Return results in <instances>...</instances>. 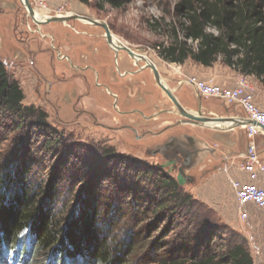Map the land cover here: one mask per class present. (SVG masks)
Segmentation results:
<instances>
[{
	"label": "rangeland",
	"instance_id": "1",
	"mask_svg": "<svg viewBox=\"0 0 264 264\" xmlns=\"http://www.w3.org/2000/svg\"><path fill=\"white\" fill-rule=\"evenodd\" d=\"M27 1L31 9L45 6L49 11L47 17L84 15L103 21L117 42L148 54L163 80L169 75L175 76L179 64L163 60L158 51L172 41V28L184 40L180 32L184 20L176 11L179 0H122L119 7L103 4V9L96 7L97 0H89L86 4L78 0ZM257 1L262 4L264 0ZM207 30L216 33L212 27ZM104 35L102 27L78 19L36 23L21 0H0V59L9 79L15 80L22 89L23 105L44 110L45 121L53 129L49 138L47 132L36 126L33 117H24L26 120L17 129L16 120L0 116V165L11 171L24 164L28 183L54 191L58 211L74 214L84 204L92 203L108 221L113 210V215H117L113 226L118 225L114 233L122 243L128 236L136 237L133 256L127 264H155L158 259L177 255L176 251L180 249L193 255L197 253L195 248L202 234L184 230L182 215L171 212L169 205L157 207L159 197L155 177L143 176L133 170L142 164L154 168L157 160L150 159L144 152L152 144L151 140L137 141L136 132L131 130L116 131L127 124L128 117L123 114L126 110L114 106L100 88H95L88 72L84 82L66 68L64 61L56 58V50L71 48L74 51L84 44L102 46ZM117 42L115 47L119 46ZM186 42L191 48L196 45L190 39ZM66 52L70 54L69 50ZM186 62L195 64L190 59ZM213 65L226 71L231 68L222 63L221 56ZM183 91L195 99L191 89L185 87ZM199 98L201 104L219 106L221 103L212 98ZM178 101L182 106L185 104L183 98ZM195 105L193 100L187 103L188 108ZM218 111L224 112L221 106ZM98 123L104 127L97 126ZM142 131L144 128H137V134ZM120 156L129 159L123 164ZM140 156L145 160H139ZM179 189L185 191L183 186ZM204 206L203 212L214 220L215 225L214 242L208 248L218 255L222 252L220 243L242 242L257 259L261 250L256 240L243 239ZM205 247L206 243L199 244V255L205 253ZM31 251L30 264L48 262L49 254L37 253L34 245ZM13 263L10 259L8 264Z\"/></svg>",
	"mask_w": 264,
	"mask_h": 264
},
{
	"label": "trees",
	"instance_id": "2",
	"mask_svg": "<svg viewBox=\"0 0 264 264\" xmlns=\"http://www.w3.org/2000/svg\"><path fill=\"white\" fill-rule=\"evenodd\" d=\"M103 4L119 7L122 0H97L96 7L103 9ZM262 6L264 1L260 4L257 0H179L176 11L184 20L180 24L184 40L172 28V41L160 47L158 55L167 62L183 64L190 59L204 67H211L221 56L224 65H234L240 74L255 76L264 86ZM207 27H212L216 33L208 31ZM186 39L195 41V47H189ZM23 98L22 89L15 80L9 79L0 59V116L16 120L17 129L26 120L24 117H33L36 126L49 136L53 129L45 121L44 110L23 105ZM120 158L123 164L129 159L128 156ZM25 169L24 164H20L17 170L7 171V166L0 165V253L13 245L17 249L19 235L26 229L30 249L23 252L27 246L20 245L16 252L31 258L34 245L37 253L49 254L47 264H127L132 259L136 237L128 236L122 243L114 233L118 225L113 226V219L117 217L113 210L108 221L92 203L84 204L73 215L66 214L65 210L58 211L54 191L28 183ZM133 170L143 176L155 177L159 197L157 207L169 205L171 212L182 215L184 230L202 234L195 248L197 253L189 255L180 249L176 251L177 255L158 259L155 264H254L242 242L220 243L222 252L218 255L208 248L215 238L214 220L203 212V203L179 189L174 176L169 175V181H166L158 170L145 164ZM203 243H206L205 253L199 255L197 247Z\"/></svg>",
	"mask_w": 264,
	"mask_h": 264
},
{
	"label": "crops",
	"instance_id": "3",
	"mask_svg": "<svg viewBox=\"0 0 264 264\" xmlns=\"http://www.w3.org/2000/svg\"><path fill=\"white\" fill-rule=\"evenodd\" d=\"M186 61L179 64L178 69L174 71L175 76L169 75V86L173 88V93L178 100L183 98L185 102L183 106L188 110H196V105L193 108L187 106L190 100L196 102V96L195 99H192V97L185 94L183 88L188 87L193 93L196 89L191 85L183 84L187 77L196 76L200 80H212L219 85L233 87L236 85L239 76L243 75L231 68L230 71H226L224 68H217L216 65L204 67L195 62L194 65H191ZM244 77L253 86L256 105L264 110V86L253 75H244ZM181 82L182 85H180ZM113 87L114 92L121 97L126 94L118 84L113 85ZM177 95H180V97ZM161 96V91L156 89L147 93L145 97L156 102L159 106L161 105ZM124 98L123 104H129V97L125 95ZM220 102L219 106L224 112L218 111L219 106L205 103L201 104L202 111L205 114L211 112L220 116L245 117V113L240 107ZM176 118L178 117L173 115L172 120L175 122ZM181 126L174 127L173 132H187L188 137L185 141L189 143L188 150L194 151L195 155H193V162L187 171L191 179L183 181L179 186H183L184 190L189 192L193 198L211 209L217 220L231 230L238 232L243 239L249 241L255 239L261 252L259 256L257 255V259H255L253 253H251V256L254 264L261 261L264 264V208L252 204L239 207L232 189L233 180H248L247 174L240 169L241 154L247 146L244 128L237 127L233 130L222 131L192 124L184 125L188 127ZM255 141L260 154L264 157V133L258 134ZM173 174L172 176L175 177V173ZM243 213L245 216H242Z\"/></svg>",
	"mask_w": 264,
	"mask_h": 264
},
{
	"label": "flooded vegetation",
	"instance_id": "4",
	"mask_svg": "<svg viewBox=\"0 0 264 264\" xmlns=\"http://www.w3.org/2000/svg\"><path fill=\"white\" fill-rule=\"evenodd\" d=\"M70 49L56 50V58L64 61L66 68H69L78 79H84V82H86L85 73L88 72L89 80L92 79L94 87L100 88L114 106H120L126 110L123 114L128 117L127 124L115 130L127 129L136 132L135 140L137 141L150 139L152 144L145 148V155L157 160L154 169L158 170L166 181H169V175L175 173L176 178L179 172L183 175V181L190 180L191 177L188 176L187 171L193 162L195 152L188 150L189 143L185 141L188 137L187 132H173L174 127L188 125V123H178L182 118L175 112L166 93L157 85L148 62L141 58L145 57L155 65L148 54L133 50L124 44L117 47L113 44L111 46L105 38L102 46L84 44L74 51ZM67 50L70 54L66 52ZM129 51L136 53L137 57L130 56ZM158 73L161 77L159 70ZM162 81L167 86L169 78ZM117 84L129 97V104H123L125 95L121 97L113 92V85ZM156 89L162 93L159 106L145 97L147 93ZM134 115L137 117L134 118ZM173 115L178 117L175 122L172 120ZM97 126L104 127L101 123ZM138 127L144 128L140 135L137 134ZM116 145L113 144V146ZM139 160L143 161L145 158L140 156Z\"/></svg>",
	"mask_w": 264,
	"mask_h": 264
},
{
	"label": "built area",
	"instance_id": "5",
	"mask_svg": "<svg viewBox=\"0 0 264 264\" xmlns=\"http://www.w3.org/2000/svg\"><path fill=\"white\" fill-rule=\"evenodd\" d=\"M231 68L236 70L234 65ZM186 81L196 89L200 96L240 107L246 118L264 126V110L256 105L253 86L244 75L239 76L233 87H225L212 80H200L196 76H189ZM243 128L247 137V146L241 154L240 169L247 174L248 180H233L232 189L239 207L252 204L264 208V157L260 154L255 141V137L262 131L255 124L246 125ZM242 216L245 214L243 213Z\"/></svg>",
	"mask_w": 264,
	"mask_h": 264
},
{
	"label": "water",
	"instance_id": "6",
	"mask_svg": "<svg viewBox=\"0 0 264 264\" xmlns=\"http://www.w3.org/2000/svg\"><path fill=\"white\" fill-rule=\"evenodd\" d=\"M21 1L27 13L30 15L32 20L35 21L36 23H44V22H49V21L64 22L69 19H78L81 21H85L93 25L102 27L105 32V35H104L105 40L107 41L109 45L112 46L111 33L109 31L108 26L103 21H97V20L91 19L84 15H55V16L47 17L43 20H38L33 16L32 9L30 7L29 2L27 0H21ZM129 55L135 58L137 57V55H135L132 51H129ZM141 58L148 62V66L151 68L154 74V79L157 85L160 87V89H162L166 93V95L169 97V100L174 106L175 112L177 113V115H179L182 118V120L179 121L178 123H188L192 125L205 126L210 129L222 130V131L233 130L237 127H243L246 125L255 124L258 127H260L262 133H264V126L259 125L255 121L248 119L246 117L234 116V115L233 116H229V115L220 116V115H215L214 113H211V112L205 114L202 111V105H201V101L199 98L200 95L198 94L196 90L194 91L196 100H197L196 110L186 109L184 106L181 105L177 97L174 95L173 93L174 90L168 88L164 84V82L162 81L158 73L156 66L151 61L147 60L145 57H141ZM184 83L188 84L187 81L183 82V84ZM180 85H182V82L180 83ZM188 85H191V84H188ZM176 180L179 184L183 183V175L180 172L177 174Z\"/></svg>",
	"mask_w": 264,
	"mask_h": 264
},
{
	"label": "bare ground",
	"instance_id": "7",
	"mask_svg": "<svg viewBox=\"0 0 264 264\" xmlns=\"http://www.w3.org/2000/svg\"><path fill=\"white\" fill-rule=\"evenodd\" d=\"M43 8H32V14L33 16L38 19V20H43L45 18H47V16H49V11L47 10V8L45 6H42ZM50 9V8H49ZM117 41L115 39L112 38V44L113 46H115ZM118 45H121L120 42H117ZM176 69V68H175ZM177 70V69H176ZM163 80V79H162ZM165 83V82H164ZM21 264V263H20Z\"/></svg>",
	"mask_w": 264,
	"mask_h": 264
}]
</instances>
